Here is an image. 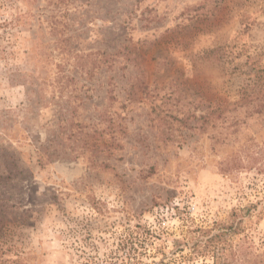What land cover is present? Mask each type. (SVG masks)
<instances>
[{
  "label": "rangeland",
  "instance_id": "1",
  "mask_svg": "<svg viewBox=\"0 0 264 264\" xmlns=\"http://www.w3.org/2000/svg\"><path fill=\"white\" fill-rule=\"evenodd\" d=\"M258 71L264 0H0V264H264Z\"/></svg>",
  "mask_w": 264,
  "mask_h": 264
},
{
  "label": "trees",
  "instance_id": "2",
  "mask_svg": "<svg viewBox=\"0 0 264 264\" xmlns=\"http://www.w3.org/2000/svg\"><path fill=\"white\" fill-rule=\"evenodd\" d=\"M259 71L256 72L257 80L254 81V84L261 87L264 90V84L260 83L262 80L264 81V75L258 76ZM253 84V86H254ZM223 105V106H222ZM235 106H231L228 101L223 100L220 107L218 108H211L210 111L206 115V120L213 119V117L218 112V116L225 115L228 112H232L237 110L238 105L234 104ZM216 122V121H214ZM226 235V231H220L218 233H214L207 241L206 244L203 246L201 252L204 253H212L213 257L216 260V264H232L233 259L237 258L238 253L236 251L230 250L227 252L225 245L220 243V240H224V236ZM240 260L242 259L241 257ZM262 262L261 260H255L254 264H259ZM253 264V263H252Z\"/></svg>",
  "mask_w": 264,
  "mask_h": 264
}]
</instances>
